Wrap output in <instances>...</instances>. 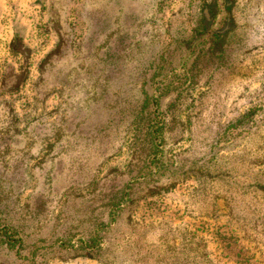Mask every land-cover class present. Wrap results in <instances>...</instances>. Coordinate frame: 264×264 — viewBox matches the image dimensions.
<instances>
[{
  "label": "rangeland",
  "instance_id": "obj_1",
  "mask_svg": "<svg viewBox=\"0 0 264 264\" xmlns=\"http://www.w3.org/2000/svg\"><path fill=\"white\" fill-rule=\"evenodd\" d=\"M0 264H264V0H0Z\"/></svg>",
  "mask_w": 264,
  "mask_h": 264
},
{
  "label": "trees",
  "instance_id": "obj_2",
  "mask_svg": "<svg viewBox=\"0 0 264 264\" xmlns=\"http://www.w3.org/2000/svg\"><path fill=\"white\" fill-rule=\"evenodd\" d=\"M8 237H9V239L10 240H12V241H17V237L15 236V233H13V234H11V233H7L6 234Z\"/></svg>",
  "mask_w": 264,
  "mask_h": 264
}]
</instances>
